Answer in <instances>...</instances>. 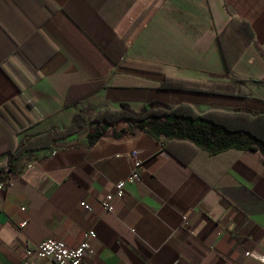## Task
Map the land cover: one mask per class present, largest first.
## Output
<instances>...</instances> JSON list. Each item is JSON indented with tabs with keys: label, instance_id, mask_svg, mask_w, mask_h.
Masks as SVG:
<instances>
[{
	"label": "crops",
	"instance_id": "0c3cea01",
	"mask_svg": "<svg viewBox=\"0 0 264 264\" xmlns=\"http://www.w3.org/2000/svg\"><path fill=\"white\" fill-rule=\"evenodd\" d=\"M153 100L264 113V0H0V160L80 108ZM85 135L32 152L0 188V264H24L48 237L76 247L89 230L86 264H264L259 150L211 155L146 132L87 147ZM134 159L140 180L102 211Z\"/></svg>",
	"mask_w": 264,
	"mask_h": 264
},
{
	"label": "trees",
	"instance_id": "16d2710c",
	"mask_svg": "<svg viewBox=\"0 0 264 264\" xmlns=\"http://www.w3.org/2000/svg\"><path fill=\"white\" fill-rule=\"evenodd\" d=\"M234 19L231 17L229 21ZM223 32L217 35L219 43ZM235 80L240 81L237 77ZM159 88L177 86L163 82ZM17 121L20 120L17 118ZM30 125L21 124L20 128L24 130ZM81 131H85L87 147L101 138L120 142L146 132L154 138L187 140L211 155L228 149H257L264 155V113L221 110L199 113L186 103L172 107L158 100L150 101L139 109L121 103L119 108H99L92 115L86 108H80L67 126L51 127L23 138L14 150L6 154L5 160H0V183H8L11 177L19 174L26 161L24 158L31 156L32 152L49 151L56 141Z\"/></svg>",
	"mask_w": 264,
	"mask_h": 264
},
{
	"label": "built area",
	"instance_id": "2783aa9c",
	"mask_svg": "<svg viewBox=\"0 0 264 264\" xmlns=\"http://www.w3.org/2000/svg\"><path fill=\"white\" fill-rule=\"evenodd\" d=\"M50 153H54L53 148L50 149ZM8 155L5 156V159ZM141 167V162L138 159L133 160V169L131 173L117 181L114 184V190L108 192L102 203V211H110L112 209L111 203L114 198H121L125 193V184L137 182L140 180L139 168ZM6 183H0V188H3ZM79 205L86 212L91 213L93 211L92 206L87 204L85 201H81ZM24 210V208H21ZM27 223V219H23L19 224V228H23ZM92 230H89L84 234L83 240L79 242L76 247L69 248L66 246L64 241L48 237L39 243L26 247L23 253L24 264H33V259L35 258H45L50 260L51 264H86L85 256L90 253L89 245L87 242V237L93 236Z\"/></svg>",
	"mask_w": 264,
	"mask_h": 264
},
{
	"label": "rangeland",
	"instance_id": "374dc122",
	"mask_svg": "<svg viewBox=\"0 0 264 264\" xmlns=\"http://www.w3.org/2000/svg\"><path fill=\"white\" fill-rule=\"evenodd\" d=\"M191 106V105H190ZM139 109V108H138Z\"/></svg>",
	"mask_w": 264,
	"mask_h": 264
}]
</instances>
